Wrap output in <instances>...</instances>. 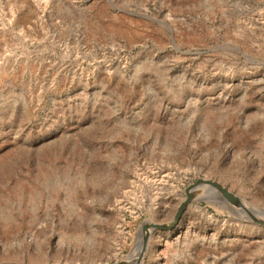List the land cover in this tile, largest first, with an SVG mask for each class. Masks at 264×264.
Returning a JSON list of instances; mask_svg holds the SVG:
<instances>
[{
    "label": "rangeland",
    "instance_id": "1",
    "mask_svg": "<svg viewBox=\"0 0 264 264\" xmlns=\"http://www.w3.org/2000/svg\"><path fill=\"white\" fill-rule=\"evenodd\" d=\"M198 179L264 222V0H0V263L264 264Z\"/></svg>",
    "mask_w": 264,
    "mask_h": 264
},
{
    "label": "water",
    "instance_id": "2",
    "mask_svg": "<svg viewBox=\"0 0 264 264\" xmlns=\"http://www.w3.org/2000/svg\"><path fill=\"white\" fill-rule=\"evenodd\" d=\"M196 186H199V187H204V186H209V187H213V188H215L216 190H218L226 199H228L229 201H231V202H233V203H236L237 205H239L243 210H244V212H246L247 213V215L250 217V219L253 221V222H255V223H257V224H259V225H261V226H263L264 227V222H258V221H256L244 208H243V206L241 205V203L234 197V196H232V195H230V194H228V193H226L224 190H222L218 185H216V184H213V183H211V182H209V181H205V180H196L193 184H191V185H189L188 186V188H186L185 189V199L183 200V202L179 205L180 206V208L178 207L177 208V211H176V214H175V217H174V222H175V220L177 219V217H178V215H179V213L181 212V210H182V208H183V206L186 204V203H188L190 200H191V194L189 193V191L192 189V188H194V187H196ZM188 194H190V195H188ZM173 222V223H174ZM151 228H163V227H160V226H154V225H151ZM145 229H146V226L145 225H143L142 226V231H143V233H144V231H145ZM0 264H21V263H0Z\"/></svg>",
    "mask_w": 264,
    "mask_h": 264
},
{
    "label": "crops",
    "instance_id": "3",
    "mask_svg": "<svg viewBox=\"0 0 264 264\" xmlns=\"http://www.w3.org/2000/svg\"><path fill=\"white\" fill-rule=\"evenodd\" d=\"M28 7H29V5H28V4H26L24 8L26 9V8H28ZM24 8H22V9L24 10Z\"/></svg>",
    "mask_w": 264,
    "mask_h": 264
}]
</instances>
